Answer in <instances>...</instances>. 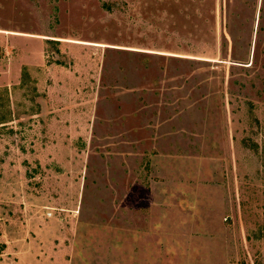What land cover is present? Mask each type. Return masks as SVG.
Instances as JSON below:
<instances>
[{"label":"rangeland","instance_id":"374dc122","mask_svg":"<svg viewBox=\"0 0 264 264\" xmlns=\"http://www.w3.org/2000/svg\"><path fill=\"white\" fill-rule=\"evenodd\" d=\"M0 264H264V0H0Z\"/></svg>","mask_w":264,"mask_h":264},{"label":"crops","instance_id":"0c3cea01","mask_svg":"<svg viewBox=\"0 0 264 264\" xmlns=\"http://www.w3.org/2000/svg\"><path fill=\"white\" fill-rule=\"evenodd\" d=\"M37 36V35H36Z\"/></svg>","mask_w":264,"mask_h":264}]
</instances>
